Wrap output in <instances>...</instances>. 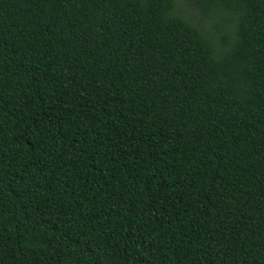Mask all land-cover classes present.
<instances>
[{"label":"trees","instance_id":"trees-1","mask_svg":"<svg viewBox=\"0 0 264 264\" xmlns=\"http://www.w3.org/2000/svg\"><path fill=\"white\" fill-rule=\"evenodd\" d=\"M0 264H264V0H0Z\"/></svg>","mask_w":264,"mask_h":264},{"label":"rangeland","instance_id":"rangeland-1","mask_svg":"<svg viewBox=\"0 0 264 264\" xmlns=\"http://www.w3.org/2000/svg\"><path fill=\"white\" fill-rule=\"evenodd\" d=\"M177 12H179L186 19H190L193 22L199 21V17L194 13V11L188 6L186 2L181 1L177 7Z\"/></svg>","mask_w":264,"mask_h":264}]
</instances>
